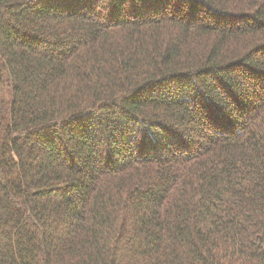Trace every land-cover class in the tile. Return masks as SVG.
<instances>
[{
  "label": "trees",
  "instance_id": "trees-1",
  "mask_svg": "<svg viewBox=\"0 0 264 264\" xmlns=\"http://www.w3.org/2000/svg\"><path fill=\"white\" fill-rule=\"evenodd\" d=\"M0 264H264V0H0Z\"/></svg>",
  "mask_w": 264,
  "mask_h": 264
}]
</instances>
